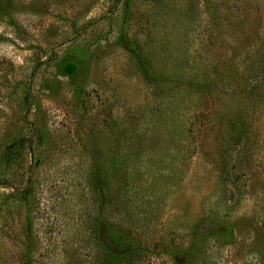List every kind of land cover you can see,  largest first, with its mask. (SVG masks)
<instances>
[{
  "label": "rangeland",
  "instance_id": "rangeland-1",
  "mask_svg": "<svg viewBox=\"0 0 264 264\" xmlns=\"http://www.w3.org/2000/svg\"><path fill=\"white\" fill-rule=\"evenodd\" d=\"M120 209L140 264H264V0H0V264H102Z\"/></svg>",
  "mask_w": 264,
  "mask_h": 264
},
{
  "label": "trees",
  "instance_id": "trees-1",
  "mask_svg": "<svg viewBox=\"0 0 264 264\" xmlns=\"http://www.w3.org/2000/svg\"><path fill=\"white\" fill-rule=\"evenodd\" d=\"M81 63L82 62L78 60H71L64 63L62 66V74L67 76L69 79L74 80L82 69ZM114 165L117 168L122 167L119 161H115ZM94 179L95 180L93 181L98 180V178L95 177ZM94 186L96 188V193H99V183H97V181L94 183ZM130 190L131 187L124 182L120 184L118 189L114 188L110 190V198L106 200V202L107 205L110 206L109 209L111 213L113 212L111 208L113 209L115 204L120 205L121 201L124 205L129 206L134 203V195H132ZM122 212L123 211L120 209L119 212H116L117 214L111 215L113 218H110L112 220L109 225L110 230L106 239V243L100 244V248L103 253L102 264H140L143 261L141 254H137V243H134V240L128 237V233H117V231L114 230V227L117 226L116 223L118 221H122V216H125ZM22 264H30L29 257L24 258Z\"/></svg>",
  "mask_w": 264,
  "mask_h": 264
}]
</instances>
